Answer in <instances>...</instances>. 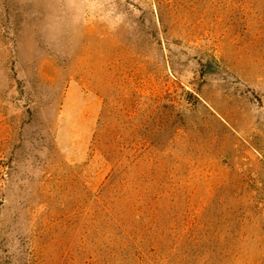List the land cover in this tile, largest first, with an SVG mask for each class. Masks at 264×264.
Returning <instances> with one entry per match:
<instances>
[{
    "label": "rangeland",
    "instance_id": "rangeland-1",
    "mask_svg": "<svg viewBox=\"0 0 264 264\" xmlns=\"http://www.w3.org/2000/svg\"><path fill=\"white\" fill-rule=\"evenodd\" d=\"M0 264H264V0H0Z\"/></svg>",
    "mask_w": 264,
    "mask_h": 264
},
{
    "label": "trees",
    "instance_id": "trees-1",
    "mask_svg": "<svg viewBox=\"0 0 264 264\" xmlns=\"http://www.w3.org/2000/svg\"><path fill=\"white\" fill-rule=\"evenodd\" d=\"M155 209V208H154ZM154 209H150L149 211V216H150V225L151 228L154 229L156 228L155 225H153L152 227V223H155V211ZM154 213V214H153ZM136 217L139 219L140 215L136 214ZM114 220L117 221L116 227H121V223L122 221L117 220L116 217H114ZM115 228V225H114ZM143 227L141 226L140 228H132L131 226L126 227V230H124V236H123V245L124 247H131L134 249V251L136 252V254H138L137 256L140 257L141 260H143L144 256H145V252L150 248V250H152V252H157L160 251V248L162 246V242L164 241V239L162 240V238L160 239L159 234L154 232V235H150L149 236V240H150V246H147V243L145 242V237L143 236Z\"/></svg>",
    "mask_w": 264,
    "mask_h": 264
},
{
    "label": "water",
    "instance_id": "water-1",
    "mask_svg": "<svg viewBox=\"0 0 264 264\" xmlns=\"http://www.w3.org/2000/svg\"><path fill=\"white\" fill-rule=\"evenodd\" d=\"M210 67H212V64H211V62H208L206 65V70H210Z\"/></svg>",
    "mask_w": 264,
    "mask_h": 264
}]
</instances>
